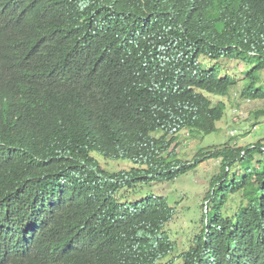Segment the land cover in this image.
Wrapping results in <instances>:
<instances>
[{
	"label": "trees",
	"instance_id": "1",
	"mask_svg": "<svg viewBox=\"0 0 264 264\" xmlns=\"http://www.w3.org/2000/svg\"><path fill=\"white\" fill-rule=\"evenodd\" d=\"M223 57L251 65L240 94ZM261 71L264 0H0V264H264V136L171 147L219 131L209 95L264 100ZM208 159L202 227L169 258L168 198L124 192Z\"/></svg>",
	"mask_w": 264,
	"mask_h": 264
},
{
	"label": "rangeland",
	"instance_id": "2",
	"mask_svg": "<svg viewBox=\"0 0 264 264\" xmlns=\"http://www.w3.org/2000/svg\"><path fill=\"white\" fill-rule=\"evenodd\" d=\"M200 62L204 67H210L216 61L202 55ZM218 62L222 66L223 73L238 77L239 82L232 92L240 94L245 84V73L251 65L226 57L221 58ZM260 76V84L264 86V71L260 72ZM209 96L214 103L220 100L226 101L225 116L218 122L219 131L217 132L191 136L188 130L184 129L177 134L171 147L184 161H191L200 148L209 145H221L232 141L236 142L238 146H245L264 136V117L257 120L254 115V112L264 106V100L252 99L248 101L239 96L234 98L232 94L230 99L216 95ZM231 131L235 133L233 140H231ZM94 156L99 160L100 165L108 171H117L132 166L129 160L105 159L98 153H94ZM219 165L220 162L217 159L204 160L197 167L174 180L145 185L137 194L132 191L124 192V195L129 199L140 198L148 194L164 195L168 198L169 204L174 207L176 212L173 220L165 227L176 247L169 258H177L183 250L188 249L193 237L200 231L201 218L205 213L204 198L209 189L211 177L219 171Z\"/></svg>",
	"mask_w": 264,
	"mask_h": 264
},
{
	"label": "clouds",
	"instance_id": "3",
	"mask_svg": "<svg viewBox=\"0 0 264 264\" xmlns=\"http://www.w3.org/2000/svg\"><path fill=\"white\" fill-rule=\"evenodd\" d=\"M246 100H249V99H246Z\"/></svg>",
	"mask_w": 264,
	"mask_h": 264
},
{
	"label": "built area",
	"instance_id": "4",
	"mask_svg": "<svg viewBox=\"0 0 264 264\" xmlns=\"http://www.w3.org/2000/svg\"><path fill=\"white\" fill-rule=\"evenodd\" d=\"M248 101H250V100H248Z\"/></svg>",
	"mask_w": 264,
	"mask_h": 264
}]
</instances>
